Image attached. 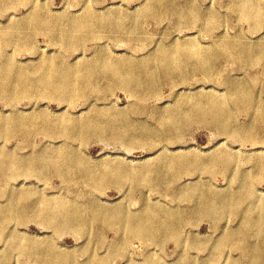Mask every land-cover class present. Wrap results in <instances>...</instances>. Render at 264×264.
<instances>
[{"label":"rangeland","instance_id":"obj_1","mask_svg":"<svg viewBox=\"0 0 264 264\" xmlns=\"http://www.w3.org/2000/svg\"><path fill=\"white\" fill-rule=\"evenodd\" d=\"M245 1L258 2L259 4L262 1L261 7L264 5V0H235V2L234 0H219V2L226 5L230 4V2L231 4H236L240 11L242 9L239 6ZM24 2L19 5L27 6L28 4L29 7H17L14 9L15 6H13V9H10L11 11H6L7 8L3 9L2 12L0 11V21L2 20L0 30L3 31V25H5L4 29H7L8 26L10 27L23 20L27 21L36 13L40 16L43 14L42 17L46 15V17H43V25L47 26L42 25L43 27L36 28V30L34 25L27 27L30 31L25 30L24 39L28 48L22 45L26 49L25 55L14 57L15 44H17L15 41L12 43V47H3L2 51L4 53L2 56L0 55V73L4 64H7L8 61L10 62L9 69L11 73L15 74L18 69L20 71L23 69L34 70L45 57L59 58L60 60L58 61L65 66L71 65L73 67L74 65L81 69L88 68V65L93 63L94 60H99L101 63L97 66L100 68L97 66V68H91L94 71L92 75L90 74L87 77L83 75L77 78V86L88 83L92 87L98 88L103 93L104 99L100 100V103H93L91 107H88L87 105L75 106L72 103H64L61 102V97L60 99L49 95L41 96L35 99L36 101H26L23 104L10 106L9 108L5 103V98L2 97V99L0 97V116L5 112L2 117L5 116L11 121H19L21 117L22 119L24 117L27 119L29 118L27 116L30 115V117L42 115L50 117L51 122L69 125L62 137L59 134L53 135V133L63 132L64 130L55 129L54 131H34L33 133V130L31 133L30 130H25V137L11 135L10 139H8L9 137L0 138V175L4 174L3 164L1 163L2 156L7 151L16 156H25L27 163L33 161L35 156L37 159H42L54 152L55 154L61 152L62 154L59 155L70 154L72 156L73 154V158L78 160V162L80 161L79 164H84L86 169L80 165L83 170L85 169L84 172L87 175L89 174L93 180L96 179L95 181L102 180V177L113 170L118 169L122 173L121 169H123L125 176L129 177L132 182L119 185V191L117 188H109L106 195L99 196L96 199L93 196L92 188L76 187L72 184L61 186L59 179L42 182L38 176H22L20 172L11 174L10 178L2 176V178L0 177V195H2L0 196V209L10 216V220L15 218V216L21 215L27 218H37L41 212L54 210L55 205L58 204L57 202L62 200L64 202L62 209L54 211L65 212L63 218L65 223L72 224L73 221L83 220V222L91 225L92 230L97 235L102 234L107 237L110 243L100 253L101 257H106V255L115 256V254L120 253L121 249H127L126 253L123 254L124 258L118 260L117 264H148V262L150 264L155 262L156 264L157 258L163 260L164 264H182L186 257V243H190L193 247L207 245V249L200 253L198 258L201 264H211V261L217 255L216 250L226 242L240 249L231 253L230 258L233 261L247 264L248 260H252L254 264H264V167L262 166V162H264V45L260 43V38L264 37V32L251 36L248 31L250 27L256 26L259 17L253 15L255 18L249 24L238 26L233 24L231 25L232 31H229L226 18L221 20L218 25L209 13V10L212 9L213 4L217 0H146V2L145 0H79L78 2L77 0H34L32 2L27 0ZM72 4H79L80 6L69 8ZM89 4L93 6L92 12L96 13L98 11L99 13L97 12L96 14L101 17L106 16L104 22L95 23L97 32H100V34L103 32L101 38L103 35L106 38H102L103 40L101 38H79V42L75 46L76 49L68 45L69 48H67L62 42L63 33L69 26L67 21L70 19H82L83 13H85V6ZM142 4L143 6H140ZM262 8L264 13V7ZM187 9H190V11ZM82 10L83 12H81ZM46 11L48 12L43 13ZM217 11L220 10L217 9ZM70 14L72 18H70ZM220 15L221 17H226L224 12H220ZM51 17L55 20V25L53 20H50ZM177 17L178 19H176ZM115 18L119 20H115ZM12 19L15 21L14 24V21L12 23H10L11 21L9 22ZM64 23L66 25H63ZM49 26L52 29L48 28ZM44 27L45 29H43ZM53 27L55 28L53 29ZM201 28L204 30H201ZM37 29L44 32H37ZM100 29L101 31H99ZM57 34L59 35L57 36ZM56 37L60 39L58 40ZM50 38L54 41L50 40ZM187 38H191L188 42L194 39L201 46L202 53L207 54L209 58V64L208 67H204L195 58L193 62L200 65L199 69L194 71L191 76L185 75L177 83L176 76L180 75V73H165L162 70V59L165 57L163 56V51L176 48L179 46V42L180 45L186 43ZM57 40L61 41L58 42ZM55 43L56 45H53ZM226 43L231 47L230 54L228 53L230 57L221 54V49ZM80 46L82 47L80 48ZM30 48H33L32 51ZM250 52L255 53L253 55ZM53 55L55 56L52 57ZM239 55L245 56L247 59L238 61L239 57H241ZM10 58L13 60H8ZM105 59L121 67L124 71L133 69L138 76L136 83L127 87L119 84L120 82L118 83L117 78L106 75L102 66V63L106 61ZM85 62L86 65H83ZM15 63L16 65L14 66ZM31 75L26 78L33 81L34 78ZM33 84L32 86L38 87L37 84ZM189 91L192 92L190 93ZM211 95L214 99H211ZM217 98L228 102V113L222 116L225 122L220 119L217 121L211 113L212 102L216 101L215 99ZM189 101H191V105ZM101 106L103 107L101 108ZM178 106H183L186 112L189 108L196 107L202 110L205 116L185 134L174 137L166 134V126L173 119ZM259 109L263 111H261L262 115ZM106 110H108L107 113ZM92 111L96 113V119L93 124L106 126L112 137H124L134 140L138 147L129 148L127 143L116 144L105 137L90 135L85 124L87 123L86 117L88 113ZM48 114H51V116ZM99 114L103 115V117ZM43 122L48 125L46 121ZM40 124L44 125L41 120ZM46 125L44 126L46 127ZM129 125L132 129H130ZM79 132L80 134H78ZM77 139L81 141L80 144L77 143ZM176 140H179V142H174ZM22 141L26 142L23 145V150L17 151V146ZM74 145L75 147H73ZM229 147L231 148L229 149ZM77 148L79 151H76ZM38 154L39 156L41 155L40 158ZM75 157H78V159ZM162 159L164 162H162ZM224 159L228 161L226 163L227 166L225 165V170L224 168L221 169V171H224V178L212 181L206 176L204 179L208 183L201 184V172H195L196 174L185 176L179 183L173 184L171 188L167 187V183H171L172 178L170 176L165 177V173L184 165L186 161L197 160L202 169L211 170L218 161ZM256 160L257 162H255ZM160 163H163V165ZM11 167H13V164L10 165ZM139 170L141 173H139ZM90 173L95 176L90 175ZM136 173L141 174L142 177L140 176V179L142 180L139 179V174L137 175ZM124 174L122 173V175ZM128 174L129 176H127ZM144 179L148 180H146V184L139 183L140 181H145ZM156 186L159 188L156 189ZM153 188L160 195H150ZM18 193L21 195H18ZM166 197H171V200ZM252 197L254 198L252 199ZM225 199L227 200L226 202L224 201ZM234 199H237V201ZM219 200L223 202H219ZM252 201L253 203H251ZM224 202L225 204H223ZM21 205L25 206L24 213L20 211ZM233 205L238 208L234 216L230 212H223L224 214H222L221 209L230 210ZM50 206L54 208L49 209L52 208ZM78 209L79 211H77ZM171 211L173 212L171 213ZM160 214H164V216ZM128 216H131L130 219ZM134 216H138L136 217L137 219ZM140 216L143 218L141 219ZM261 218L263 221L260 220ZM47 219L46 217H39L36 223L29 224L27 227H18L16 224L10 223V225L7 224V231L3 230L5 229V223L2 229L4 232L0 238L1 262L4 264H26L25 258L31 255L34 259L37 256L41 257L40 264H42L44 258H48L51 262V257L57 254L60 259L52 260L56 264H73V261L88 245L90 237L87 231L82 233L76 230H68L63 226L61 219H56L54 216ZM145 221H148L149 224ZM189 223L197 226L184 227ZM124 224L127 225L129 230L123 227L125 226ZM181 228H183V236L178 244L168 243L166 247H163V240L157 239L155 242H145L139 250L129 246L131 244H140V240L135 239V236L145 231L158 229L161 232L169 230L168 233H175ZM136 232L138 233L136 234ZM258 234H261V236L259 235L260 238L258 237L257 239ZM10 240L12 241L11 244H9ZM244 248L246 249L243 250ZM224 255L225 259L229 258V253L225 252ZM196 256V252L188 253L189 260Z\"/></svg>","mask_w":264,"mask_h":264},{"label":"clouds","instance_id":"obj_2","mask_svg":"<svg viewBox=\"0 0 264 264\" xmlns=\"http://www.w3.org/2000/svg\"><path fill=\"white\" fill-rule=\"evenodd\" d=\"M26 5H17L15 7H25ZM79 4H72L69 8L79 7ZM264 7V5H262ZM93 6L91 4L87 5L85 8L84 17L85 23L87 25L86 28H82L80 32L76 34L81 39H99L101 38V34L97 32L95 24L93 23L94 15L92 13ZM219 9L220 11H217ZM252 6H245L244 11H240L238 6L234 4H224L219 2H215L213 4L212 9L209 10L210 15L216 20L219 25L221 20L227 19V23L229 25V31H232L231 25H242L249 24L253 17L252 15ZM220 12H224L226 17H221ZM251 36H255L259 32H264V15H261L257 19V23L255 27H250L248 29ZM191 45V41L189 42ZM260 43L264 45V37L260 38ZM13 44L9 42H5L4 47H12ZM16 51L14 53L15 56H21L26 54V49L20 43L15 44ZM191 48H181V52H190ZM194 57L190 55H183L179 57V61L176 57L166 56L162 59V70L163 72H176L180 73V75L176 76L177 83L180 82L182 78L186 76H191L194 71L199 69V64L194 63ZM178 65V66H177ZM33 78H41L42 74L40 72H36L32 74ZM5 81V85H6ZM48 95H56L62 98V102L64 103H72L75 106H85L91 107L93 103H98L100 100L104 99L103 93L98 89L92 87L88 83L80 84L79 86L75 84H66L64 87L60 88H43L29 86L25 88L23 91H18L14 97H8L7 89L5 87V103L7 106L23 104L26 101H31L40 98L41 96ZM191 104V101H189ZM147 114V113H146ZM205 116V113L202 110H199L196 107H191L188 111H185L183 106L177 109L173 119L168 122L166 126V134L179 137L185 134L188 130L192 129L194 125H196L199 121H201ZM151 118V117H149ZM96 119L95 111L89 112L86 117L87 123L85 127L88 129L90 135L105 137L109 141H114L116 144L127 143L129 148H136L138 145L134 140H130L124 137H112L106 126L100 125L96 126L93 124V121ZM69 125L64 123H54L51 125L53 129H63V132H54L53 135L59 134L61 137L66 133ZM43 134V132H42ZM14 138V137H13ZM10 142V141H9ZM102 142V141H101ZM174 142H179L176 140ZM26 143L22 141L21 144L17 146V151L23 150V145ZM77 143L80 144L81 141L77 139ZM31 146V145H29ZM82 146V145H81ZM75 147V145L73 146ZM76 151H79L77 148ZM227 159L218 161L215 168L211 170L202 169L199 166V162L197 160L186 161L184 165L172 169L165 173V177H171L172 182L167 183V187L171 188L173 184L179 183L185 176L193 175L195 172H201L200 183L207 184L208 181L204 179V177H209L212 181L224 178V172L221 171L227 163ZM34 168H29L26 172L28 177L38 176L41 178L42 182L50 181L51 179H59L61 181V186L64 184H72L76 187L84 186L92 188V193L94 198L98 199L99 196L106 195L109 188H117L119 191V185L122 184H130L132 181L121 174L119 170H113L103 177L100 181H94L93 178L87 175L82 167L80 166L78 160L74 159L70 154L59 155V154H51L46 158L37 159L33 157ZM11 172L16 173L17 169L13 166L10 169ZM141 184H145L146 181H140ZM150 195H160V193L153 188ZM171 200V197H166ZM237 207L232 209H221V212H230L231 215H235ZM55 216L58 219H61V222L65 228L68 230H76L79 232L87 231L90 239L87 247L84 251L73 261V264H117V261L124 258V253H126L127 249H121L120 253L113 255H106V257H101L100 253L105 250V248L109 245V241L105 235H97L94 230H92L91 225L87 222L83 221H73L72 224H68L64 222V211H54L47 210L39 213L37 218H27L23 215L17 216L6 222L4 231H7V224L14 223L18 227L23 226L27 227L29 224L36 223V220L39 217H52ZM74 225V227H73ZM196 224H186L184 227H195ZM126 230L127 225H125ZM183 236V228L179 229L175 233H168L167 230L161 232L159 230L156 231H147L145 233H140L135 236V239L140 240V244H131L130 247H135L138 250L144 245L145 242H155L157 239L163 240V247H166L168 243H177L180 238ZM12 241H9L11 244ZM186 248V257L185 261L182 264H201L198 256L200 253L207 249V245L193 247L190 243L185 244ZM240 249L231 243L222 244L217 250V255L211 264H240L238 261H233L230 256L231 253L237 252ZM196 252L197 256L192 257L191 260L188 258V253ZM225 252L229 253V258L225 259ZM87 257V259H85ZM26 264H40L41 257L37 256L35 259L33 256L29 255L25 258ZM42 264H56L55 261H49L48 258H44ZM156 264H164L163 260L157 258ZM247 264H254V261L248 260Z\"/></svg>","mask_w":264,"mask_h":264},{"label":"bare ground","instance_id":"obj_3","mask_svg":"<svg viewBox=\"0 0 264 264\" xmlns=\"http://www.w3.org/2000/svg\"><path fill=\"white\" fill-rule=\"evenodd\" d=\"M24 1H27V0H0V11L2 12L3 11V9H6V11H8V10H10V9H13L12 7L13 6H16V5H19L20 3H22L23 4V2ZM32 1H34V0H31V2ZM79 0H77V2H78ZM149 1V0H148ZM29 2V1H28ZM30 2V3H31ZM121 2V1H120ZM145 2H146V0H145ZM234 2H235V0H234ZM262 2V1H261ZM261 2H260V4H261ZM24 4H26L25 2H24ZM38 4V3H37ZM128 4V3H127ZM230 4H231V2H230ZM234 4V3H233ZM258 2H253V1H245L241 6H239L241 9H242V11H244L245 10V6H248V5H250V6H252V9H251V11H252V15H254V16H257V17H260L261 15H263L264 13H263V8L261 7V5H260ZM264 4V3H263ZM39 5V4H38ZM86 5V4H85ZM234 5H236V4H234ZM27 6L29 7V5L27 4ZM26 6V7H27ZM140 6H143V4L142 5H140ZM162 6V5H161ZM40 7V6H39ZM83 7V6H82ZM86 7V6H85ZM110 7H112V6H110ZM113 7H115V6H113ZM123 7V6H122ZM125 7V6H124ZM17 7H15L14 9H16ZM193 8V7H192ZM93 9V8H92ZM96 9V8H95ZM98 9V8H97ZM102 9V8H101ZM180 9V8H179ZM30 10H31V8H30ZM33 10H35V9H33ZM139 10V9H138ZM141 10V9H140ZM144 10V9H143ZM188 11H190V9H187ZM11 11V10H10ZM16 11V10H15ZM29 11V10H28ZM32 11V10H31ZM126 11H127V9H126ZM149 12H150V10H148ZM30 12V11H29ZM35 12V11H34ZM48 11H46V12H43V13H47ZM81 12H83V10L81 11ZM80 12V13H81ZM98 12V11H97ZM96 12V13H97ZM196 12V11H195ZM6 13V12H5ZM36 13V12H35ZM93 13V15H94V19H93V23L95 24V23H102V22H104L106 19H104L105 17H101L100 15H98V14H96V13H94V12H92ZM99 13V12H98ZM119 13V12H118ZM190 13V12H189ZM188 13V14H189ZM191 13H192V11H191ZM1 14V13H0ZM27 14V13H26ZM31 14V13H30ZM29 14V15H30ZM34 14V13H33ZM49 14V13H48ZM47 14V15H48ZM72 14V13H71ZM70 14V15H71ZM100 14H101V12H100ZM179 14V13H178ZM6 15V14H5ZM17 15V14H16ZM29 15H28V17H29ZM32 15V14H31ZM42 15L43 14H41V16L38 14V13H36L35 15H32L31 17H30V19L29 20H27V21H22V22H19V23H17V24H14L15 23V21L12 19V20H9V22L10 23H12V21H14L13 22V24L14 25H11L10 27L8 26V28L7 29H4V26L5 25H3L2 27H3V31L2 30H0V55L2 56L3 55V51H2V48L4 47L3 45L5 44V42L7 41V42H9V43H13L14 41L16 42V43H20L21 45H24V46H26L27 47V43H26V40L24 39V35H25V30L27 29V27H30L31 25L33 26L34 25V27H35V30H36V28H41V27H43V26H45V25H43V23H44V20H43V17L45 16L46 17V15H44L43 17H42ZM52 15V14H51ZM50 15V16H51ZM54 15V14H53ZM66 15V14H65ZM69 15V14H68ZM75 15V14H74ZM83 15H84V13H83ZM180 15V14H179ZM178 15V16H179ZM187 15V14H186ZM194 15V14H193ZM196 15V14H195ZM201 15V14H200ZM26 16V15H25ZM55 16V15H54ZM59 16H61L60 14H59ZM77 16V15H76ZM185 16V15H184ZM198 16V15H197ZM196 16V17H197ZM58 17V16H57ZM62 17H64V16H62ZM75 17V16H74ZM83 17V18H82ZM81 18L82 19H70L69 21H67L69 24V26H68V28H67V30L63 33V36H62V42L66 45V47L67 48H69L70 46H73L74 48H75V46L78 44V42H79V37L78 36H76V34L78 33V32H80L81 31V29L82 28H86L87 27V25H86V23H85V17L84 16H82ZM180 18H181V16H179ZM183 17V16H182ZM22 18H23V16H22ZM27 18V17H26ZM25 18V19H26ZM56 18V17H55ZM68 18V17H67ZM70 18H72V15H71V17ZM128 18V17H127ZM184 18V17H183ZM186 18H188V17H186ZM193 18V17H192ZM202 18V17H201ZM204 19H205V17H203ZM17 19H19V18H17ZM17 19H16V21H17ZM48 19H50V18H48ZM57 19V18H56ZM66 19V18H65ZM119 20L118 18H115V20ZM133 19V18H132ZM145 19V18H144ZM176 19H178V17L176 18ZM185 19V18H184ZM47 20V19H46ZM45 20V21H46ZM50 20H53V22H54V25H55V20L54 19H52V17H51V19ZM58 21H59V17H58V19H57ZM134 20V19H133ZM181 20V19H180ZM183 20V19H182ZM186 20V19H185ZM2 21V20H1ZM1 21H0V23H1ZM65 22H66V20H64ZM190 21V20H189ZM192 21V20H191ZM204 21V20H203ZM18 22V21H17ZM48 22V21H47ZM47 22H46V24H47ZM52 22V21H51ZM57 22V21H56ZM62 22V21H61ZM61 22H59V23H61ZM66 22V23H67ZM109 22H111V21H109ZM188 24H189V22H188ZM205 24H207L206 22H205ZM251 24H252V22H251ZM7 25V24H6ZM9 25V24H8ZM43 25V26H42ZM50 25V24H49ZM53 25V24H52ZM61 25V24H60ZM63 25H66L65 23L63 24ZM179 25H180V23H179ZM204 25V24H203ZM47 26V25H46ZM45 26V27H46ZM51 26V25H50ZM48 27V28H50V29H52L51 27ZM58 26V25H57ZM113 26V25H112ZM132 26V25H131ZM143 26V25H142ZM202 26V25H201ZM200 26V27H201ZM205 26V25H204ZM203 26V27H204ZM1 27V28H2ZM45 27L43 28V29H45ZM56 27V26H55ZM55 27H53V29L55 28ZM67 27V26H66ZM95 27H96V25H95ZM99 27V26H98ZM103 27V26H102ZM200 27H198V28H200ZM206 27V26H205ZM195 28V27H194ZM34 29V28H33ZM38 29H37V32H39V31H41V32H44V31H42V30H39L38 31ZM109 29V28H108ZM185 29V28H184ZM189 29H190V27H189ZM224 29H225V27H224ZM27 30H29V28L27 29ZM47 30H49V29H47ZM56 30V29H55ZM96 30H97V27H96ZM105 30V29H104ZM119 30V29H118ZM117 30V31H118ZM201 30H204V29H202L201 28ZM213 30V29H212ZM30 31V30H29ZM52 31V30H51ZM50 31V32H51ZM54 31V30H53ZM61 31V30H60ZM59 31V32H60ZM99 31H101V29L99 30ZM112 31H114L113 29H112ZM122 31V30H121ZM36 32V31H35ZM36 32V33H37ZM46 32V31H45ZM55 32V31H54ZM132 32H133V30H132ZM203 32V31H202ZM210 32V31H209ZM49 33V32H48ZM100 33V32H99ZM35 34V33H34ZM38 34V33H37ZM55 34H56V32H55ZM61 34V33H60ZM102 34H103V32H102ZM101 34V35H102ZM110 34V33H109ZM226 34V33H225ZM50 35H51V33H50ZM59 34H57V36H58ZM62 35V34H61ZM111 35V34H110ZM124 35H125V33H124ZM127 35V34H126ZM147 35H149V34H147ZM227 35H229V34H227ZM45 36V35H44ZM52 36V35H51ZM56 36V35H55ZM233 36V35H232ZM28 37V36H27ZM61 37V36H60ZM162 37V36H161ZM102 38H106L104 35H103V37ZM101 38V39H102ZM153 38H156V37H153ZM234 38V37H233ZM52 38H50V40H51ZM56 39H58L57 37H56ZM60 39V38H59ZM58 39V40H59ZM100 39V40H101ZM149 39H151V38H149ZM191 39V38H190ZM190 39H188L187 38V42L186 43H184V44H181L180 45V42H179V46H177L176 48H174V49H172V50H164L163 52H164V55L163 56H173V57H176L177 58V60L179 61V57L180 56H183V55H190V56H192V57H194V58H197L198 59V61L204 66V67H208V64H209V58H208V56H207V54H205V53H202V48H200L201 46H199L198 45V43L193 39V41H191L192 43H191V45H190V41L188 42V40H190ZM216 39V38H215ZM222 39V38H221ZM53 40V39H52ZM57 40V41H58ZM103 40V39H102ZM186 40V39H185ZM185 40H184V42H185ZM31 41H33V40H31ZM54 41V40H53ZM61 41V40H60ZM60 41H58V42H60ZM95 41H99V40H95ZM121 41V40H120ZM125 41V40H124ZM139 41V40H138ZM157 41V40H156ZM243 41V40H242ZM57 42V43H58ZM140 42V41H139ZM158 42V41H157ZM156 42V43H157ZM213 42V41H212ZM135 43H137L136 41H135ZM141 43V42H140ZM151 43H152V41H151ZM34 47H35V45L33 44V43H31ZM61 44V43H60ZM154 44V43H153ZM159 44V43H158ZM157 44V45H158ZM32 45H31V47H32ZM53 45H56V43L55 44H53ZM69 47H68V46ZM85 45V44H84ZM171 45V44H170ZM174 45V44H173ZM172 45V46H173ZM210 45V44H209ZM208 45V46H209ZM216 45V44H215ZM57 46H59V45H57ZM141 46V45H140ZM145 46V45H144ZM207 46V47H208ZM219 46V45H218ZM244 46H245V44H244ZM59 47H62L61 45L59 46ZM65 47V48H66ZM73 47H72V49H73ZM82 46H80V48H81ZM106 47V46H105ZM188 47H190L191 48V50H190V52H181V48H188ZM209 47H211V46H209ZM8 48V47H7ZM28 48V47H27ZM79 48V47H78ZM139 48V47H138ZM206 48V47H205ZM31 49V51H32V49L33 48H30ZM35 49H37V48H35ZM76 49V48H75ZM164 49V48H163ZM230 49H231V47H229V44H225V46H223V48L221 49V54L222 55H225V56H227V57H230V55H228V53L230 52ZM4 50V49H3ZM62 50H63V48H62ZM61 51V50H60ZM73 51V50H72ZM77 51V50H76ZM81 51V50H80ZM112 51V50H111ZM251 51V50H250ZM65 52H67V51H65ZM252 52V51H251ZM250 52V53H251ZM55 53V52H54ZM58 53H60V52H58ZM110 53V52H109ZM159 53H162V52H159ZM208 53V52H207ZM255 53V52H254ZM254 53H251V54H253L254 55ZM258 53V52H257ZM230 54V53H229ZM8 55V54H7ZM46 55V54H45ZM58 55V54H57ZM61 55V54H60ZM116 55V54H115ZM126 55H128V54H126ZM137 55V54H136ZM145 55V54H144ZM162 55V54H161ZM5 56V55H4ZM55 55H53L52 57H54ZM63 56V55H62ZM132 56H133V53H132ZM157 56V55H156ZM160 56V55H159ZM239 56H241V57H239V60L238 61H244L245 59H247L245 56H242V55H239ZM9 57V56H8ZM8 57H6V58H8ZM82 57H83V55H82ZM81 57V58H82ZM87 57V56H86ZM89 57V56H88ZM140 57H141V55H140ZM143 57V56H142ZM3 58V57H2ZM85 58V57H84ZM104 58V57H103ZM102 58V59H103ZM108 58V57H107ZM106 58V59H107ZM136 58V57H135ZM134 58V59H135ZM105 59V60H106ZM110 59H111V57H110ZM1 60V59H0ZM3 60V59H2ZM8 60H11V58L10 59H8ZM13 60V59H12ZM11 60V61H12ZM58 60H60L59 58H49V57H45V58H43V61L41 62V64H40V62H39V66L37 67V68H35L34 70H32V71H28V70H17V71H15L16 73L14 74H12L11 73V71H10V69H9V66H10V62L8 61V63L7 64H4V66L3 65H1V66H3L2 68H3V70H2V72L0 73V97L2 98H5V87H6V89H7V94H8V97H14L16 94H17V92L18 91H23L25 88H28L29 86H32V85H34L33 83H35V84H37L38 85V87H40L41 89H43V88H48V87H53V88H60V87H64L66 84H75V85H77V83H78V81H77V78H79V77H81V76H85V77H87L88 75H92V73L94 72V71H92V69L91 68H94V67H96L98 64H100L101 62L99 61V60H97V61H95L94 60V62L93 63H91V64H89L88 65V68H85L84 66H83V68H85V69H81V68H77L76 66H74L73 65V67H71V65L69 66L67 63H69V62H67L66 64L69 66H65L62 62H59ZM135 60H137V59H135ZM67 61H68V59H67ZM82 61V60H81ZM112 61V60H111ZM150 61V60H149ZM152 61V60H151ZM3 62V61H2ZM5 62H6V60H5ZM16 62V61H15ZM78 62V61H77ZM115 62V61H114ZM134 62V61H133ZM152 62H154V61H152ZM18 63V62H17ZM37 63V62H36ZM72 63V62H71ZM155 63V62H154ZM153 63V64H154ZM245 63V62H244ZM77 64V63H76ZM134 64V63H133ZM12 65V64H11ZM16 65V63L14 64V66ZM38 65V64H37ZM80 65H81V62H80ZM83 65H86V62H85V64H83ZM132 65V64H131ZM213 65V64H212ZM23 66V65H22ZM99 66V65H98ZM97 66V67H98ZM102 66L104 67V72L106 73V75H110V76H112L113 78H117V80H118V83L119 84H122V85H124V86H127V87H130V86H132V84H134V83H136V78H138V76H137V73L132 69V70H126V71H124L123 69H121V67H119V66H117V65H115L113 62L111 63V62H109V61H104L103 63H102ZM178 66V65H177ZM36 67V66H35ZM81 67V66H80ZM96 67V68H97ZM12 68V67H11ZM23 68V67H22ZM25 68V67H24ZM98 68H100V67H98ZM1 69V68H0ZM13 69H15L14 67H13ZM27 69V68H26ZM12 70V69H11ZM157 70V69H156ZM14 71V70H13ZM36 72H40L41 74H42V76H41V78H34L33 79V81L31 80V79H29V78H26V77H28V76H30L31 74H33V73H36ZM104 73V74H105ZM12 74V75H11ZM32 76V75H31ZM237 76V75H236ZM33 77V76H32ZM120 78V79H119ZM5 81L7 82L6 83V85H5ZM122 82V83H121ZM97 86V85H96ZM37 87V86H36ZM217 87V86H216ZM95 88V87H94ZM182 90V89H181ZM188 90V89H187ZM196 90V89H195ZM200 90V89H199ZM185 91V90H184ZM197 91V90H196ZM190 92V91H189ZM192 92V91H191ZM190 92V93H191ZM194 92V91H193ZM212 92V91H211ZM210 92V93H211ZM186 93V92H185ZM199 93V92H198ZM209 94V93H208ZM156 95V94H155ZM187 95V94H186ZM210 95V94H209ZM226 95V94H225ZM49 96V95H48ZM50 96H54V97H59V96H56V95H50ZM156 96H158V95H156ZM188 96V95H187ZM200 96V95H199ZM198 96V97H199ZM212 96V95H211ZM190 98H191V96H189ZM216 97V96H215ZM2 98V99H3ZM44 99H45V97H43ZM42 98V99H43ZM49 98V97H48ZM60 98V97H59ZM184 98V97H183ZM204 98H205V96H204ZM213 98V96L211 97V99ZM249 98H250V96H249ZM50 99V98H49ZM52 99H53V97H52ZM51 99V100H52ZM61 99V98H60ZM207 99V98H206ZM214 99V98H213ZM1 100V99H0ZM46 100V99H45ZM48 100V99H47ZM55 100V99H54ZM201 100V99H200ZM216 101H213L212 102V107H211V113L214 115V117H215V119L218 121L219 119L222 121V122H225V119L222 117V116H224L225 114H227L228 113V102L226 101V100H222V99H220V98H217V99H215ZM252 100V99H251ZM36 101V100H35ZM53 101V100H52ZM57 101H58V99H57ZM61 101V100H60ZM186 101V100H185ZM194 101V100H193ZM258 101V100H257ZM62 102V101H61ZM139 102V101H138ZM36 103V102H35ZM100 103V102H99ZM182 103V102H181ZM61 104V103H60ZM191 105V104H190ZM12 106H14V105H12ZM17 106V105H16ZM97 106H100V105H97ZM105 106V105H104ZM111 106V105H110ZM187 106V105H186ZM9 108H10V106H8ZM103 106H101V108H102ZM190 107V106H189ZM250 107V106H249ZM178 108H179V106H178ZM17 109V108H16ZM106 109V108H105ZM176 109V108H175ZM33 110V109H32ZM101 110V109H100ZM103 110V109H102ZM260 110V109H259ZM36 111V110H35ZM107 111L108 110H106V113H107ZM116 111V110H115ZM262 110H260V114L262 115V112H261ZM9 112V111H8ZM37 112V111H36ZM117 112V111H116ZM128 112V111H127ZM28 113V112H27ZM26 113V114H27ZM38 113V112H37ZM36 113V114H37ZM42 113H43V111H42ZM45 114H46V112H44ZM114 113V112H113ZM1 114V113H0ZM8 114V113H7ZM15 114H17V113H15ZM21 114H22V112H21ZM32 114H33V112H32ZM35 114V115H36ZM3 115H5V112L3 113ZM2 115V116H3ZM39 115V114H38ZM49 115V114H48ZM63 115H64V113H63ZM97 115H98V113H97ZM100 115V114H99ZM264 115V114H263ZM2 116H0V138H2V137H4V138H8V139H10L11 137V135H21V136H23V137H25V135H26V133H25V130H30V133H31V131H32V133L35 131V132H38V131H54L55 129H53V128H51V125L52 124H54V122H51L50 121V119L48 118V116H38V117H30V116H27V117H29V118H25L24 117V119H22V117H21V119L19 120L18 119V117H17V119L19 120V121H17V120H14V121H11V119H9V118H6L5 116L4 117H2ZM24 116H26L25 114H24ZM49 116H51V114L49 115ZM60 116V115H59ZM66 116V118H68L67 117V115H65ZM73 116V115H72ZM100 116H102L103 117V115H100ZM99 116V117H100ZM111 117H112V115H111ZM15 118V117H14ZM65 118V117H64ZM113 118V117H112ZM115 118V117H114ZM57 119H59V118H57ZM100 119H102V118H100ZM103 119H105V118H103ZM40 120H41V122L44 124V122L43 121H46V123L48 124V125H46V124H44V125H46V127L43 125H41L40 124ZM60 120V119H59ZM70 120V119H69ZM55 121V120H54ZM72 121V120H71ZM138 121V120H137ZM159 121V120H158ZM263 121V120H262ZM64 122V121H63ZM70 122V121H69ZM68 122V123H69ZM80 122V121H79ZM79 122H78V124H79ZM56 123V122H55ZM96 123V122H95ZM136 123V122H135ZM142 123V122H141ZM70 124V123H69ZM74 124V123H73ZM132 124H133V122H132ZM96 125V124H95ZM97 126V125H96ZM128 126V125H127ZM130 126V125H129ZM131 127V126H130ZM228 127H230V126H228ZM122 129V128H121ZM130 129H132V127L130 128ZM76 130V129H75ZM144 130V129H143ZM159 130V129H158ZM78 131H79V129H78ZM60 132V131H59ZM70 132V131H69ZM74 132V131H73ZM217 132V131H216ZM72 133V132H71ZM70 133V134H71ZM78 134H80V132L78 133ZM236 134V133H235ZM75 135H76V131H75ZM75 135H74V137H75ZM159 135V134H158ZM237 135V134H236ZM92 137V136H91ZM127 137V136H126ZM52 138V137H51ZM56 138H57V136H56ZM119 138V137H118ZM75 139V138H74ZM80 139V138H79ZM152 139V138H151ZM2 140V139H1ZM66 140H67V138H66ZM156 140H158V139H156ZM7 141V140H6ZM5 143V142H4ZM7 145V144H6ZM3 146V145H2ZM1 147V146H0ZM5 147V146H4ZM54 147V146H53ZM57 147V146H56ZM228 148V147H227ZM231 147H229V149H230ZM54 149V148H53ZM66 151V150H65ZM49 152V151H48ZM59 152H60V150H59ZM156 152V151H155ZM45 153V152H44ZM55 153V152H54ZM59 154H62L61 152L59 153ZM38 156H39V154H38ZM41 156V155H40ZM40 156H39V158H40ZM229 156V155H228ZM36 157V156H35ZM72 157H73V154H72ZM185 157V156H184ZM188 157V156H187ZM75 158H77L78 159V157H75ZM164 159V158H163ZM162 159V160H163ZM167 159V158H166ZM169 159V158H168ZM170 159H171V157H170ZM175 159H176V157H175ZM237 159H238V157H237ZM254 159V158H253ZM29 160H30V157H29ZM32 160V159H31ZM258 160V159H257ZM257 160L255 161V162H257ZM166 161H168V160H166ZM165 161V162H166ZM171 161H172V159H171ZM259 161V160H258ZM80 162V161H79ZM129 162V161H128ZM162 162H164V160L162 161ZM235 162V161H234ZM83 163V162H82ZM171 163V162H170ZM169 163V164H170ZM1 164H3V169H4V174H2V176H5V177H7V178H10L9 176L11 175V174H13V172H11L10 171V169H12L13 167H11L10 168V165H12L13 164V166H15V168L17 169V172L16 173H14V174H17L18 172H20L21 173V175L23 176V175H26V172L29 170V168H34V166H33V161H31L30 163H27L26 162V159H25V156H22V155H18V156H16V155H14V154H11V153H9L8 151L7 152H5L4 153V155L2 156V163ZM30 165V167L28 168V166ZM124 164V163H123ZM127 164V163H126ZM125 164V165H126ZM160 164H162L163 165V163H160ZM80 165H82L84 168H85V166H84V164H80ZM118 165H120V164H118ZM129 165V164H128ZM202 165V164H201ZM229 165V164H228ZM231 165V164H230ZM101 166V165H100ZM120 166H122V165H120ZM150 166H151V164H150ZM171 166V165H170ZM169 166V167H170ZM203 166H204V164H203ZM227 166V165H226ZM225 166V167H226ZM262 166L264 167V162H262ZM99 167V166H98ZM114 167V166H113ZM123 167V166H122ZM145 167H146V165H145ZM154 167V166H153ZM158 167V166H157ZM176 167V166H175ZM205 167V166H204ZM225 167H224V170H225ZM90 168V167H89ZM118 168V167H117ZM116 168V169H117ZM120 168V167H119ZM129 168V167H128ZM127 168V169H128ZM162 168V167H161ZM160 168V169H161ZM165 168V167H164ZM207 168V167H206ZM215 168V167H214ZM86 169V168H85ZM84 169V170H85ZM91 169V168H90ZM115 169V168H114ZM126 169V170H127ZM147 169V168H146ZM159 169V170H160ZM205 169V168H204ZM261 169H262V167H261ZM264 169V168H263ZM262 169V170H263ZM98 170V169H97ZM118 170V169H117ZM123 172V174H124V170L123 169H121ZM141 170V169H140ZM139 170V173H141V171ZM154 170H155V168H154ZM165 170V169H164ZM227 170V169H226ZM229 170V169H228ZM231 170V169H230ZM3 171V170H2ZM137 171H138V169H137ZM150 171H152L151 169H150ZM157 171V170H156ZM91 172V171H90ZM102 172V171H101ZM128 172V171H127ZM164 172V171H163ZM224 172V171H223ZM263 172V171H262ZM121 173V174H122ZM130 173V172H129ZM138 173V174H139ZM197 173H199V172H197ZM229 173V172H228ZM261 173V172H260ZM133 174V173H132ZM137 174V173H136ZM137 174V175H138ZM151 174H152V172H151ZM196 174V173H195ZM233 174V173H232ZM89 175V174H88ZM90 175H94V174H91L90 173ZM97 175V174H96ZM126 174H124V176H125ZM149 175H150V173H149ZM148 175V176H149ZM159 175V174H158ZM2 176L0 175V177L2 178ZM13 176H15V175H13ZM95 176V175H94ZM99 176V175H98ZM101 176H102V174H101ZM127 176H129V174L127 175ZM139 176V179H140V176H141V174H139L138 175ZM137 176V177H138ZM232 176V175H231ZM132 177H133V175H132ZM134 177H135V175H134ZM142 177V176H141ZM20 178V177H19ZM103 178V177H102ZM101 178V179H102ZM129 178V177H128ZM233 178V177H232ZM96 180V179H95ZM94 180V181H95ZM140 180H142V179H140ZM145 181L147 180V179H144ZM230 180H232V179H230ZM148 181V180H147ZM12 183V182H11ZM140 183V182H139ZM152 183V182H151ZM10 184V183H9ZM146 184V183H145ZM6 185V184H5ZM10 186H12V185H10ZM198 186V185H197ZM5 187H7V186H5ZM152 187H155V186H152ZM180 187V186H179ZM20 188V187H19ZM144 188H145V186H144ZM143 188V189H144ZM157 188H159V187H157L156 186V189ZM182 188V187H181ZM150 189V188H149ZM145 191V190H144ZM196 191V190H195ZM232 191V190H231ZM4 193H5V191H3ZM1 193H2V191H1ZM25 193V192H24ZM14 194H16V193H14ZM25 194H27V193H25ZM214 194V193H213ZM18 195H21V194H19L18 193ZM27 195H29V194H27ZM184 195H186V194H184ZM227 195V194H226ZM246 195H248V193H246ZM0 196H2V195H0ZM14 196V195H13ZM31 196V195H30ZM29 196V197H30ZM212 196H214V195H212ZM228 196V195H227ZM28 197V198H29ZM10 198V197H9ZM8 198V199H9ZM31 198V197H30ZM254 197H252V199H253ZM8 199H7V202H8ZM12 199V198H11ZM228 199V198H227ZM10 200V199H9ZM192 200V199H191ZM235 200V199H234ZM11 201V200H10ZM18 201V200H17ZM26 201V200H25ZM99 201V200H98ZM144 201V200H143ZM148 201V200H147ZM146 201V202H147ZM216 201V200H215ZM218 201V200H217ZM222 201V200H221ZM220 200H219V202H221ZM225 202L227 201L226 199L224 200ZM235 201H237V199L235 200ZM1 202V201H0ZM24 202V201H23ZM223 202V201H222ZM225 202L223 203V204H225ZM58 204L57 205H55V208L54 207H52V206H50V207H52V208H49V209H53L54 208V210H56V209H62L61 207L64 205V202L62 201V200H59L58 202H57ZM74 203V202H73ZM207 203V202H206ZM230 203V202H229ZM233 203H235V202H233ZM251 203H253V201L251 202ZM10 204V203H9ZM82 204V203H81ZM213 204V203H212ZM227 204V203H226ZM236 204H238V202H236ZM206 205V204H205ZM216 205V204H215ZM219 205V204H218ZM1 206V205H0ZM165 206H166V204H165ZM214 206V205H213ZM225 206H227V205H225ZM10 207H11V204H10ZM9 207V208H10ZM235 206L233 205V208H234ZM6 208V207H5ZM9 208H7V209H9ZM15 208V207H14ZM77 208H79V207H77ZM81 208H82V206H81ZM166 209H167V207H165ZM205 208V207H204ZM226 208V207H225ZM46 209V208H45ZM75 209V208H74ZM90 209V208H89ZM203 209V208H202ZM24 210H25V206L24 205H21V207H20V211L21 212H23L24 213ZM34 210V209H33ZM176 210V209H175ZM218 210V209H217ZM74 211H76V210H74ZM77 211H79V209L77 210ZM86 211V210H85ZM168 211V210H167ZM176 211H178V210H176ZM11 212V211H10ZM14 212V211H13ZM32 212V211H31ZM104 212H106V211H104ZM173 211H171V213H172ZM8 213V212H7ZM16 213V212H15ZM74 213V212H73ZM80 213V212H79ZM83 213V212H82ZM81 213V214H82ZM170 213V212H169ZM10 214V213H9ZM176 214V213H175ZM222 214H224V213H222ZM83 215V214H82ZM161 215V214H160ZM165 215H166V213H165ZM263 215V214H262ZM261 215V216H262ZM78 216V215H77ZM79 216H81L80 214H79ZM123 216V215H122ZM121 216V217H122ZM161 216H164V214L163 215H161ZM16 217V216H15ZM55 217V216H54ZM129 217V216H128ZM131 217V216H130ZM130 217H129V219H130ZM136 217H138V216H136ZM135 216H134V218H136ZM141 217V216H140ZM260 217V216H259ZM258 217V218H259ZM46 218H48L49 219V217H46ZM133 218V219H134ZM143 217H141V219H142ZM171 218V217H170ZM173 218V217H172ZM253 218V217H252ZM13 219V218H12ZM47 219V220H48ZM56 219H58V218H56ZM81 219V218H80ZM122 219H124V218H122ZM128 219V220H129ZM132 219V218H131ZM137 219V218H136ZM163 219V218H162ZM8 220H10V216L9 215H6L5 214V212L4 211H2L1 209H0V238H1V236L3 235V225L6 223V221H8ZM44 220H46L45 218H44ZM54 220H55V218H54ZM127 220V221H128ZM168 220H170V219H168ZM173 220H174V218H173ZM178 220V219H177ZM259 220V219H258ZM260 220H262V218L260 219ZM259 220V221H260ZM52 221V220H51ZM80 221H83V220H80ZM111 221H114V220H111ZM126 221V222H127ZM131 221V220H130ZM165 221V220H164ZM186 221V220H185ZM259 221H258V223H259ZM263 221V220H262ZM53 222V221H52ZM123 222H125V221H123ZM146 222V221H145ZM148 222V221H147ZM146 222V223H147ZM153 222V221H152ZM151 222V223H152ZM168 222V221H167ZM177 222H179V221H177ZM261 223V222H260ZM148 224H149V222H148ZM153 224V223H152ZM179 224V223H178ZM178 224H177V226H178ZM249 224V223H248ZM247 224V225H248ZM252 224V223H251ZM10 225V224H9ZM122 225V224H121ZM125 225V224H124ZM132 225V224H131ZM155 225H157V224H155ZM155 225H154V227H155ZM166 225V224H165ZM112 226V225H111ZM133 226V225H132ZM161 226H163V225H161ZM180 226V225H179ZM249 226V225H248ZM247 226V227H248ZM254 226V225H253ZM115 227H116V225H115ZM123 227H125V226H123ZM148 227V226H147ZM175 227V226H174ZM260 227V226H259ZM262 227V226H261ZM112 228V227H111ZM117 228H118V226H117ZM158 228V227H157ZM3 229V230H2ZM11 229V228H10ZM150 229H151V226H150ZM169 229V228H168ZM174 229V228H173ZM177 229V228H176ZM254 229V228H253ZM259 229V228H258ZM263 229V228H262ZM135 230H136V228H135ZM154 230V229H153ZM156 230V229H155ZM154 230V231H155ZM158 230V229H157ZM161 230H162V228H161ZM260 230V229H259ZM138 231V230H137ZM139 231H140V229H139ZM169 230H167V232H168ZM176 231V230H175ZM242 231V230H241ZM126 232V231H125ZM144 232V231H143ZM146 232V231H145ZM144 232V233H145ZM255 232V231H254ZM138 232H136V234H137ZM236 233V232H235ZM251 233V232H250ZM249 233V234H250ZM256 233V232H255ZM244 234V233H243ZM248 234V233H247ZM257 234V233H256ZM135 235V234H134ZM234 235V234H233ZM261 236V234H258V236H257V239H258V237L260 238V236ZM15 236V235H14ZM24 236V235H23ZM249 236H251V235H249ZM239 237V236H238ZM248 237V236H247ZM255 237V236H254ZM4 238V237H3ZM12 238V237H11ZM24 239H25V237H24ZM241 239V238H240ZM243 239H244V237H243ZM254 239V238H253ZM263 239V238H262ZM245 240V239H244ZM252 240V239H251ZM256 240V239H255ZM27 241V240H26ZM179 241H181V239L179 240ZM246 241V240H245ZM126 242V241H125ZM263 242V241H262ZM27 243V242H26ZM240 243V242H239ZM247 246V245H246ZM27 248H29V247H27ZM46 248V247H45ZM59 249V248H58ZM246 248H244L243 250H245ZM248 249V248H247ZM47 250L49 251V249L47 248ZM55 250H56V248H55ZM185 251V250H184ZM251 251H253V250H251ZM255 251V250H254ZM253 251V252H254ZM29 252V251H28ZM262 252V251H261ZM56 253V252H55ZM243 253V252H242ZM34 254V253H33ZM254 254V253H253ZM257 256H258V254L257 253H255ZM41 255V254H40ZM188 255V254H187ZM246 255V254H245ZM34 256H35V254H34ZM51 256V255H50ZM49 257V256H48ZM247 257V256H246ZM58 258H59V256L57 255V254H55L54 255V257H51V261L52 260H58ZM189 258V257H188ZM191 258V257H190ZM250 258V257H249ZM257 258V257H256ZM42 259V258H41ZM60 259V258H59ZM251 259V258H250ZM191 260V259H190ZM155 261V260H154ZM182 262V261H181ZM0 264H4V263H2L1 262V260H0ZM142 264V263H141ZM148 264H150V262H148ZM154 264H155V262H154ZM176 264V263H175ZM243 264H245V263H243Z\"/></svg>","mask_w":264,"mask_h":264}]
</instances>
